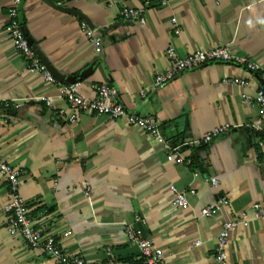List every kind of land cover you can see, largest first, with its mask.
I'll use <instances>...</instances> for the list:
<instances>
[{
    "label": "crops",
    "instance_id": "0c3cea01",
    "mask_svg": "<svg viewBox=\"0 0 264 264\" xmlns=\"http://www.w3.org/2000/svg\"><path fill=\"white\" fill-rule=\"evenodd\" d=\"M11 6L12 0H0V157L22 171L20 192L31 221L67 255L88 263L143 264L125 235L134 226L165 253L163 264H216L223 223L264 205V148L257 144L264 111L242 98L263 86L264 0H168L163 7L158 0L24 1L28 37L58 77L81 76L76 83L87 98L103 84L116 87L128 112L154 117L168 142L184 144L180 152L190 164L169 161L154 135L124 119L81 114L71 123L61 82L47 84L15 50ZM129 8H143L145 23L125 20ZM83 22L102 37L99 55ZM222 46L245 63L208 65L151 89L155 76L170 68L169 49L186 57ZM248 63L259 70L249 71ZM230 78L249 85L223 82ZM226 125L211 144L190 145ZM171 186L187 194V209L174 205ZM222 198L226 204L202 217ZM9 200L0 175V208ZM225 255V264H264V220L233 231ZM53 263L12 236L0 211V264Z\"/></svg>",
    "mask_w": 264,
    "mask_h": 264
},
{
    "label": "built area",
    "instance_id": "2783aa9c",
    "mask_svg": "<svg viewBox=\"0 0 264 264\" xmlns=\"http://www.w3.org/2000/svg\"><path fill=\"white\" fill-rule=\"evenodd\" d=\"M161 7L167 5L168 0H158ZM23 0H12V6L9 8L7 18L9 21L8 32L10 40L13 43L15 50L24 58L29 70L38 73L47 84L55 85L57 83L54 76L50 73L48 67L44 64L41 58L37 55L33 46L29 43L28 37L25 34L23 25L20 22V6ZM145 10L139 9H125L122 16L127 21L145 23ZM81 28L86 38L91 42L94 52L100 54L102 52V37L95 29L90 28L85 22L81 24ZM180 34V31H177ZM168 58L170 59V68L164 73L155 76L151 89H160L179 76L195 71L212 64H228L232 62L245 63L240 59H236L230 52L228 46H222L207 51H195L186 57L177 56L174 49H169ZM247 68L251 72H257L259 67L253 63H248ZM263 86L259 88L256 95L251 97L247 94L242 95V98L250 104L257 105L264 111V74L261 76ZM225 84L247 88L248 82L244 79L230 78L223 81ZM61 96L66 100L72 114L69 116L71 123H76L81 114L104 116L112 120L124 119L129 126L142 130L148 134H152L161 143L166 152L169 161L177 164L188 163L184 155L180 152V148L184 145L171 144L162 135L160 124L154 117H140L127 111L124 105L119 100V91L116 87L109 84H103L96 89V95L93 98H87L82 95L80 91V83L74 84H58ZM144 97L145 91L141 92ZM40 100L51 106V100L46 97ZM230 129L228 125L214 129L206 133L202 139L192 141L190 145L204 146L209 145L225 132ZM253 130L259 132L261 130L259 124L253 125ZM260 148H264V138L257 141ZM0 175L8 184L10 191V200L7 204L0 208L4 215V222L9 228L10 233L14 237H21L26 245L31 249L41 250L54 263L53 264H100L88 263L83 258L69 256L60 248L57 240L46 233L40 226L35 225L30 217L29 210L26 205L20 190L22 185V171L11 166L2 157H0ZM210 184L213 188L219 187V181L216 178H211ZM171 193L173 195L174 205L179 209H187L189 202L187 194L179 191L176 187L171 186ZM192 195L195 193L192 191ZM227 203L226 198H222L219 202L205 207L201 215L202 217H212L216 210ZM250 220H264V205L255 204L252 213H242L235 218L225 221L222 225L218 236V248L216 250L215 262L216 264H225L226 262V248L229 244L230 235L239 226L247 224ZM125 235L128 243L136 245L141 252L143 264H163L165 260V253L156 247V245L148 238L144 237L142 232L134 226L125 227ZM201 245L200 241L194 244V247Z\"/></svg>",
    "mask_w": 264,
    "mask_h": 264
},
{
    "label": "water",
    "instance_id": "95a60500",
    "mask_svg": "<svg viewBox=\"0 0 264 264\" xmlns=\"http://www.w3.org/2000/svg\"><path fill=\"white\" fill-rule=\"evenodd\" d=\"M24 1H25V0H23L21 6H20V8H19L21 12H22V9H23V6H24ZM20 22H21V24L23 25V28H24L22 14H20ZM24 31H25L26 36L28 37V33H27V31H26L25 28H24ZM28 40H29V43L33 46V43H32V41H31V39H30L29 37H28ZM33 48H34V50L36 51L37 55H38V56L41 58V60H42V55H41L40 51H38L34 46H33ZM42 61H43V60H42ZM43 62H44V61H43ZM44 64L48 67L50 73L54 76V78H55L56 80H58L59 82H61L62 84H74V83H76V82H78V81H80V80L82 79L81 76H77V77H74V78H72V79H64L63 77H58V75H56V73L54 72V69H53L51 66H49V65L46 64L45 62H44ZM63 82H64V83H63Z\"/></svg>",
    "mask_w": 264,
    "mask_h": 264
}]
</instances>
